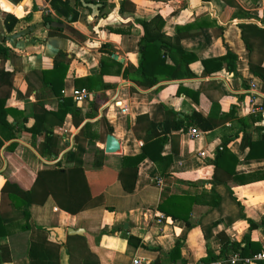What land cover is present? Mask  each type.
Masks as SVG:
<instances>
[{"label":"crops","instance_id":"obj_1","mask_svg":"<svg viewBox=\"0 0 264 264\" xmlns=\"http://www.w3.org/2000/svg\"><path fill=\"white\" fill-rule=\"evenodd\" d=\"M68 1L75 7L78 20L58 13L52 0H0L2 11L23 19L8 33L0 15V42L5 39L10 48L8 58L0 59V97H6L5 121L14 126L12 132L16 133L14 138L4 140L0 150V210L6 214L7 228L12 233L0 237L1 264H133L135 258L145 259L143 264H170L165 255L180 239L183 222L175 221L157 207L165 193L210 189L201 174L213 172L210 161L224 141H229V149L239 158L236 173L242 178L233 191L244 207L245 218L230 226L218 225L211 239L204 237L200 227L191 229L181 257L187 264H203L208 246L219 254L217 234L222 230L237 241L250 234L264 248V178L242 183L253 175H264V147L256 158H248L250 148L242 145L244 133L254 134L258 126H264L263 81L250 68L251 60L264 65V48L256 42L251 52L243 31L246 24L264 28V0H126L123 11L121 0ZM101 11L107 13L101 16ZM157 14L165 19L162 32L174 41L179 37L181 46L194 53L197 60L189 66L192 75L180 71L179 78L162 79L145 89L125 77L123 71L139 64L142 29L138 21L150 20ZM27 16L31 18L25 19ZM185 32L189 34L181 35ZM105 44L107 49L102 50ZM60 52L66 53L62 59L70 60L62 83L58 77L56 88L41 86L37 75L30 77L33 71L51 70ZM228 52L236 58L223 59ZM111 58L122 64V73L117 74L118 67L109 63L108 73L94 88L89 89L86 81L77 82L98 76L102 60L111 62ZM215 58L219 61L205 66L204 60ZM179 63L175 54L166 59L167 65L179 67ZM216 64L221 68L215 71ZM211 70L214 71L210 73ZM82 87L93 94L91 99L78 103L82 123L75 125L72 112L61 121L53 112L60 104L55 91L63 88V95L73 98V90ZM161 101L177 111L193 108L204 117H221L235 107L236 117L244 118L256 109L254 112H262L263 119L253 124L249 117L244 121L235 118L209 131L198 127L202 134L197 138L172 130L160 154L152 151L157 159L147 153L139 163L131 193L117 180L106 189L102 181L91 184L88 190L92 198L98 195L92 201L85 199L88 194L83 196L79 191L82 188L62 202L50 197L43 204H24L21 208L12 200L2 199L4 171L9 162L15 179L26 188L33 186L37 175L50 166L60 163L64 168L72 167L68 153L78 145H88L83 134L86 123L91 124L86 132L101 135L97 146L104 150L103 164L110 172L85 168L94 177H116L115 173L125 169L122 157L142 154L145 140L162 132L160 126L155 130L145 118L154 114L159 121L165 120L164 110L159 107ZM122 107L128 111L123 113ZM36 111L44 112L43 126L54 133L57 156L39 152L46 133L27 132L35 124ZM134 127H138L140 136H136ZM108 134L119 140L117 152L105 151ZM0 137L4 139L1 133ZM11 144L13 150L9 149ZM156 177L163 179L162 186ZM188 180L197 185L187 184ZM25 213L32 226L21 231L26 224ZM161 213L165 218L159 221ZM249 219L259 228L250 232ZM7 244L12 257L5 249Z\"/></svg>","mask_w":264,"mask_h":264},{"label":"trees","instance_id":"obj_2","mask_svg":"<svg viewBox=\"0 0 264 264\" xmlns=\"http://www.w3.org/2000/svg\"><path fill=\"white\" fill-rule=\"evenodd\" d=\"M120 10L123 11L125 8L126 0H121ZM53 8L64 15L72 16V20H78L79 15L75 7H72L68 0H52ZM107 12L101 11L100 15L104 16ZM0 15L3 18L5 28L8 33L13 32L16 26L23 20L18 18L16 15L2 11L0 9ZM31 16H27L25 19H30ZM142 29V41L140 46V58L137 67L132 68L129 65L124 71L123 75L129 77L132 81L138 84L142 88H151L159 83L162 79H172L182 73L192 75L189 66L192 62L197 60L194 53L185 50L180 44V38L174 41L172 36L166 35L162 32L165 24V19L157 14L150 20H139L138 21ZM244 39L247 43L249 50H254V45L259 42L260 46L264 48V28L256 26L254 24H246L243 26ZM189 34L188 32L182 33L181 35ZM191 34V33H190ZM107 45L102 46V50H106ZM10 48L6 45L5 39L0 42V59L5 60L8 58ZM175 54L179 57V67L171 66L166 64L168 56ZM66 53L60 52L55 60L54 67L49 71H33L32 75H37L40 79L41 86H52L56 88L58 77L62 83L66 77V71L68 70V64L70 60L62 59ZM66 57V56H65ZM230 57L232 60L235 59V55L228 52L227 56H223V59ZM108 60L103 59L101 64V72L98 76H90L83 79H77L78 81H86L89 89L94 88L100 81L103 75L108 73L109 63L116 65L117 74L122 73V64L113 58ZM218 62V59L204 60V64L207 67L209 63ZM221 68L220 64H216V70ZM234 67H231V70ZM251 71L263 81L264 91V65L262 62L250 61ZM214 70H211L213 72ZM105 86H109L105 84ZM61 88L59 91H55V94L60 98L59 108L54 112L61 121L64 120L68 113H73L74 123L79 126L83 119L80 117L81 108L80 104L74 101L73 98L65 97L62 93ZM57 90V89H56ZM182 90V88H181ZM182 92V91H181ZM180 95L182 93H179ZM97 102H100L98 100ZM6 97H0V133L4 139L0 137V150L4 146V140L14 138L16 133L12 132L13 125L5 121L6 113L8 111L5 108ZM159 107L164 110L165 120L168 124H162L158 117L153 114V117H145L150 125L157 130V126L162 128V132L156 138L145 140L144 152L139 155L122 157L123 169L119 173H115L114 176H104L101 179L100 176H93L85 167L103 168L105 171H109L103 164L104 150L97 146V140L101 138V135L96 133L86 132V128L91 127L90 123H86L83 128V134L88 138L87 148H82L80 145L76 149L68 153V161L73 162L74 165L69 168H64L60 163L50 166L43 172L37 175L33 186L26 188L19 184L12 174L13 167L9 162L7 169L4 171L6 177V183L2 188V199L12 200L17 208H21L24 204H43L50 197H53L57 202H62L74 191L82 188V195H87L86 200H93L90 193V185L93 183L103 182L106 187L115 183L117 180L122 183L123 188L128 193L134 191L135 179L138 172V165L144 160L147 153H151L152 157L156 160L157 158L153 155L152 151L160 154L163 146L169 138V134L172 130L187 131L190 127H199L203 131H209L217 128L228 121L238 118L239 121H244L249 117L253 124L263 119L262 112H252L246 117H236L235 107H232L228 113H225L221 117H204L197 110L190 108L188 110L177 111L174 108L167 106L164 102L159 103ZM264 108V104H263ZM3 115V116H2ZM168 115L170 118H168ZM44 112H35V124L28 128L27 132L31 133H46V141L43 143V147H39V152L48 154L50 156H57L59 150L56 144V138L54 133L43 126ZM3 117V118H2ZM13 126V127H12ZM11 129V131H10ZM246 130V129H245ZM9 131V133H7ZM136 136L139 135L138 127H134ZM229 141H224L222 146L218 149L216 156L210 161V166L213 167V172H203L201 178L204 179L210 185V189L203 187L201 190L196 191H183L180 193H165L161 203L158 205V210L163 212L165 215L172 217L175 221L183 222V233L180 239L175 244L173 250L165 255L169 260L170 264H187L186 260L181 257V249L185 244L188 232L195 228L200 227L203 231V235L206 239H211L215 236L214 228L224 223L226 226H230L239 219L245 218L244 207L240 200L235 196L233 188L237 186L242 178L236 173V167L239 161L238 156L233 153L228 147ZM243 147H249L250 151L247 155L248 158H256L259 154L258 151H262L264 147V126H258L254 134L244 133L242 140ZM13 144L9 146L10 150H13ZM151 150V151H150ZM14 152V151H13ZM83 152V154H82ZM86 155V156H85ZM164 160L166 157H160ZM171 158V157H169ZM102 159V160H99ZM86 165V166H85ZM110 172V171H109ZM95 174V172H94ZM264 175L258 176L253 175L251 179L244 180L245 182H252L255 180L263 179ZM200 180V179H199ZM189 185H197L195 181H187ZM82 186V187H81ZM89 189V190H88ZM103 202H104V196ZM90 201V202H91ZM64 209L76 213L74 209L64 207ZM109 210H112L111 206L107 205ZM26 224L22 226L21 231L30 229L28 223L29 215L25 213ZM7 219L4 211L0 210V237L9 236L12 233L8 231ZM250 232L259 228L254 220L249 219ZM264 224V219H263ZM220 241L221 248L220 253L216 254L214 249L208 246L207 256L203 260V264H207L219 259H227L233 252H239L244 257H252L256 253L264 251L263 246L260 242L254 241L250 234H246L241 241L233 240L225 230L220 231L217 234ZM10 257L11 251L7 244L5 247ZM158 250V249H151ZM4 252V251H3ZM32 253V251H30ZM1 254V251H0ZM1 258V255H0ZM2 259H0V264ZM155 264V263H150ZM229 264V263H225ZM242 264V263H239ZM258 264H264V261H259Z\"/></svg>","mask_w":264,"mask_h":264},{"label":"built area","instance_id":"obj_3","mask_svg":"<svg viewBox=\"0 0 264 264\" xmlns=\"http://www.w3.org/2000/svg\"><path fill=\"white\" fill-rule=\"evenodd\" d=\"M92 95L93 94H92L91 90H89L88 88H85V87L75 88L73 90V93H72V97H73L74 101H76L77 103H83V102L91 99ZM121 111L123 113H126L128 111V108L122 107ZM254 111H257V110L255 109ZM186 132L190 135L191 138H197L202 134V131L198 127H190ZM156 181L159 185H161V186L163 185V179L162 178L156 177ZM159 217H160L159 221H161L162 218H165V215L163 213H161L159 215ZM259 261H264V251L258 252L252 257H244L239 252H233L232 254H230V256L227 259H219V260L207 263V264H225V263H229V264H239V263H242V264H258ZM143 263H145V259H142V258H135L133 260V264H143Z\"/></svg>","mask_w":264,"mask_h":264},{"label":"water","instance_id":"obj_4","mask_svg":"<svg viewBox=\"0 0 264 264\" xmlns=\"http://www.w3.org/2000/svg\"><path fill=\"white\" fill-rule=\"evenodd\" d=\"M113 57L118 59V55L114 54ZM120 149L119 140L112 134H108L105 142V151L107 153H114ZM133 241L138 242L137 239H133Z\"/></svg>","mask_w":264,"mask_h":264}]
</instances>
